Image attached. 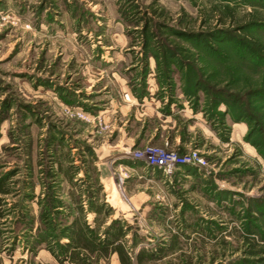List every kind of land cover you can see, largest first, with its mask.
<instances>
[{
  "label": "rangeland",
  "instance_id": "obj_1",
  "mask_svg": "<svg viewBox=\"0 0 264 264\" xmlns=\"http://www.w3.org/2000/svg\"><path fill=\"white\" fill-rule=\"evenodd\" d=\"M226 33L264 44V0H0V264H75L77 203L103 241L121 221L132 257L180 234L152 264H264V60ZM155 149L208 167L166 174ZM97 180L108 218L90 207Z\"/></svg>",
  "mask_w": 264,
  "mask_h": 264
},
{
  "label": "trees",
  "instance_id": "obj_2",
  "mask_svg": "<svg viewBox=\"0 0 264 264\" xmlns=\"http://www.w3.org/2000/svg\"><path fill=\"white\" fill-rule=\"evenodd\" d=\"M153 12L159 17V18H165V10L164 9H154ZM150 21V20H149ZM145 30H144V39L145 42L148 44V40H154L155 36L152 31V23L145 21ZM255 25H261L260 23L256 21H251L247 27L255 26ZM182 36L184 37H191V34L183 33ZM192 37L200 38L199 35H193ZM225 37H228V39L235 40L238 45L241 47L247 49V51L250 53V55L254 56L257 59L264 60V44H262L260 41L253 40V39H247L242 40L239 37H236L233 34H225ZM215 39L211 35H206L203 38V41L205 43L208 42V47H213L212 44H209V39ZM166 52V50L164 51ZM158 60V56L156 57ZM263 93L264 91H257L256 93ZM8 101L5 102L4 106L8 109ZM61 171L65 172L66 175H69L68 179L71 183H74V175L71 171V168H66V170H63L60 168ZM97 171V169H94ZM53 176V175H52ZM10 178H4L0 180V194L1 195H9L11 194V188L9 186ZM53 181V180H52ZM56 184L51 183L49 185L50 189V196H49V207L52 208L53 212L58 211L59 207H62L61 201L57 198L56 195ZM103 188L100 185V182L97 180V182L92 186L91 195L89 197L90 201V207L93 209V212L98 215H104L105 218H108L111 215L110 208H107V204L103 200ZM77 199V198H76ZM2 201L0 200V219L4 217V212L2 210ZM77 209L79 213L81 214L77 219L73 222V230L69 232L70 237V244H69V251L71 255V261L75 264H86V261L88 259H93L96 262H99L101 259H104L106 261H109L112 255H117L120 264H152L153 262H158L160 259L165 258L169 255L171 251H173L174 247L178 246L180 243V234H174L172 237V246L170 248H161L158 250V252H150L146 250H141L133 257L135 258V261L132 257V251L129 250V248L126 245L127 242V230L124 226L120 223L121 221L114 220L112 222V228L116 229L113 235L109 238V240H101L100 239V232L99 228H91L88 223L85 220V208L77 203ZM52 212V214H53ZM51 212L45 209L44 212L41 213V223L42 228H39L40 233L42 235H48L50 234L49 231H54L55 221L51 217ZM28 219V215H25V220ZM161 220V219H160ZM30 227H32L35 223V218L31 217L30 220H27ZM121 224V225H120ZM68 249V248H67ZM87 256H86V255Z\"/></svg>",
  "mask_w": 264,
  "mask_h": 264
},
{
  "label": "built area",
  "instance_id": "obj_3",
  "mask_svg": "<svg viewBox=\"0 0 264 264\" xmlns=\"http://www.w3.org/2000/svg\"><path fill=\"white\" fill-rule=\"evenodd\" d=\"M149 166L161 169L164 173L170 174L179 165L208 167V163L199 155L198 152L178 155L164 150H151L146 156Z\"/></svg>",
  "mask_w": 264,
  "mask_h": 264
},
{
  "label": "crops",
  "instance_id": "obj_4",
  "mask_svg": "<svg viewBox=\"0 0 264 264\" xmlns=\"http://www.w3.org/2000/svg\"><path fill=\"white\" fill-rule=\"evenodd\" d=\"M180 169V168H179ZM182 169H184L183 171L185 172V173H188V175H191L190 173H192L193 171H196V169L195 168H182ZM140 171H144V170H140Z\"/></svg>",
  "mask_w": 264,
  "mask_h": 264
}]
</instances>
